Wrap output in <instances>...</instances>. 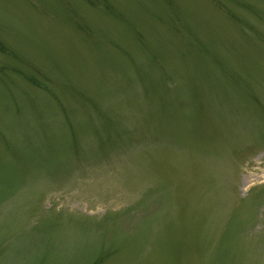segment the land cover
<instances>
[{
    "label": "rangeland",
    "instance_id": "obj_1",
    "mask_svg": "<svg viewBox=\"0 0 264 264\" xmlns=\"http://www.w3.org/2000/svg\"><path fill=\"white\" fill-rule=\"evenodd\" d=\"M0 264H264V0H0Z\"/></svg>",
    "mask_w": 264,
    "mask_h": 264
}]
</instances>
